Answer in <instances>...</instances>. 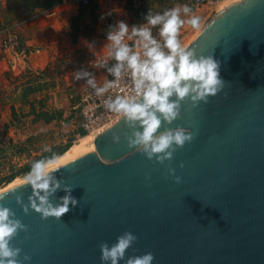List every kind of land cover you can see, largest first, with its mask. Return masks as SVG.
Returning a JSON list of instances; mask_svg holds the SVG:
<instances>
[{
  "label": "water",
  "instance_id": "obj_1",
  "mask_svg": "<svg viewBox=\"0 0 264 264\" xmlns=\"http://www.w3.org/2000/svg\"><path fill=\"white\" fill-rule=\"evenodd\" d=\"M187 49L219 62L224 88L207 104L186 99L179 119L162 121L157 134H194L171 161L128 147L126 138L142 129L123 116L52 173L61 188L49 202L58 204L65 186L77 201L59 220L25 212L30 185L0 191V204L27 227L10 245L21 249L20 264H102L99 245L124 232L137 241L118 264L148 252L152 264H264V0L228 5Z\"/></svg>",
  "mask_w": 264,
  "mask_h": 264
},
{
  "label": "clouds",
  "instance_id": "obj_2",
  "mask_svg": "<svg viewBox=\"0 0 264 264\" xmlns=\"http://www.w3.org/2000/svg\"><path fill=\"white\" fill-rule=\"evenodd\" d=\"M181 10L184 14L192 11L188 5L175 6L162 13L149 10L144 17L146 24L133 25L130 29L127 23L118 21L111 27L106 34L107 52L116 61L109 69L116 79L96 89L99 95L119 81L123 71L130 73L133 95L118 96L114 101H106V107L110 111L122 113L130 126L139 124L142 131H134L127 137V146L137 148L150 161L155 157L160 164L171 161L176 149L183 148L194 138L193 132L183 127L168 128L157 134L162 121L171 125L179 119L182 102L186 99H190L194 107L200 101L207 104L209 97H215L224 88L219 62L212 56L197 57L195 49L188 50L177 39V33L185 23L193 29H199L201 23L200 17L196 15L187 21L182 19ZM157 26L163 43L152 35V29ZM128 40L132 41L131 45L126 42ZM79 78L80 74L76 73V79ZM88 84L95 87L91 79ZM113 142H120L119 135H113ZM44 151L50 149L46 147ZM63 164L64 158L61 156L38 160L31 165L23 179L17 182L30 185L33 190L25 212L30 207L42 219L51 217L59 220L69 212L70 204L76 206L77 201L71 196L70 186L63 188L65 195L58 204L49 202V196L61 188V182L56 181L52 173ZM168 174L175 177V183L181 182V178L175 175V169L169 168ZM4 198L5 194L0 193V200ZM17 201H20V197H17ZM14 217L11 209L0 204V264H20L17 258L21 249L10 245L18 235V230L27 231V227ZM136 241L135 235L124 232L111 246L106 242L101 243L102 264L109 261L118 264L124 260L126 251ZM23 259L30 261L31 257L25 255ZM153 260V254L148 252L127 258L125 264H152Z\"/></svg>",
  "mask_w": 264,
  "mask_h": 264
},
{
  "label": "rangeland",
  "instance_id": "obj_3",
  "mask_svg": "<svg viewBox=\"0 0 264 264\" xmlns=\"http://www.w3.org/2000/svg\"><path fill=\"white\" fill-rule=\"evenodd\" d=\"M222 1L195 6L190 0H157L154 13L188 5L192 11L184 14L181 10V18L187 21L196 15L201 23L199 29H193L187 23L181 27L177 34L181 37V44L186 45L219 13L218 7ZM7 6L9 3L6 0H0V13H3L0 36L19 16V8L9 11ZM77 13L78 8L71 11L69 28L48 21V25H53V30L36 26H24L23 31L17 27L13 29L21 46L32 49V46L26 45V41H39V33L43 34L47 46L41 52L36 69L29 70L28 67L26 71L15 73L0 68V191L22 180L34 162L60 154L69 144L74 145L84 137L83 134H88L80 128L78 99L89 85V79L102 84L107 74L106 66L92 70L88 60L94 56L74 46L85 34H79L76 43L71 41V21ZM85 21V16L78 19L82 32L86 27ZM59 31H62L60 38ZM38 48L31 52L40 51ZM1 56L0 52V63ZM76 73L80 74L79 79H76ZM46 147L50 151H44Z\"/></svg>",
  "mask_w": 264,
  "mask_h": 264
},
{
  "label": "built area",
  "instance_id": "obj_4",
  "mask_svg": "<svg viewBox=\"0 0 264 264\" xmlns=\"http://www.w3.org/2000/svg\"><path fill=\"white\" fill-rule=\"evenodd\" d=\"M76 4L79 2L84 6L93 2L97 6L96 21L100 24L103 31L107 34L108 30L115 26L118 21H122V15L129 11L139 12L145 9L147 2L150 0H75ZM192 5L201 6L205 4H214L219 0H190ZM48 16H55L56 13L51 9L45 11ZM20 15L24 18L25 22H30L36 16L30 14L26 9H22ZM18 26V25H17ZM15 25L7 27L0 36V52L6 55L7 70L15 73H21L28 68L30 49L21 46L19 37L13 28ZM152 35L157 40L163 41L159 37L158 30L153 31ZM177 39L181 43V37L177 34ZM130 45L131 40L126 41ZM97 45L96 39H89L87 41V48L92 49ZM38 51V50H37ZM111 65V68L116 64L114 59L108 57H91L88 60V65L92 70H99L105 65ZM115 77L109 73L108 79L102 84L87 85L79 96V116L80 128L84 133L96 131L97 135L112 126L123 114L110 111L106 107V101H114L118 96H130L132 93V81L130 73L123 71L121 78L112 87L107 88L104 92L97 94L96 89L105 87L106 82L115 81Z\"/></svg>",
  "mask_w": 264,
  "mask_h": 264
},
{
  "label": "crops",
  "instance_id": "obj_5",
  "mask_svg": "<svg viewBox=\"0 0 264 264\" xmlns=\"http://www.w3.org/2000/svg\"><path fill=\"white\" fill-rule=\"evenodd\" d=\"M6 1H7V3H9V6H7L8 10L14 11V9H16L15 3L17 0L16 1L15 0H10V1L6 0ZM156 6H157V0H150L149 2H147L145 9H143L139 12H133V11L130 12L129 11L128 13L122 15L121 19H122V21H124L125 23L128 24L130 29L133 25L146 24V20L144 17L147 15L149 10H151L154 13ZM77 8H78V5L76 4L75 0H62V3L60 5L51 9L52 11H54L56 13V17L55 16H48L45 13V11H47V10L38 9V10L34 11V15L36 17L33 20H31L30 22H25L24 18L19 14L16 21L12 22L13 23L12 25H15V27H17V29H22L21 31H23L24 28H29V27H33V26H36L37 28L39 27L40 29H43V30H50V29L53 30V25H48V21H54V22H56L55 24H59L61 26H62V24H64L65 26H67L69 28L70 13L73 9H77ZM2 15H3V13L2 14L0 13V20L1 21L3 20V18L1 17ZM92 19H95V20H92ZM92 19L90 21L89 20L87 21V24H89L88 31H87L88 33L83 35L84 37L81 36L79 38L78 44H76L74 46L79 48V50L80 49L84 50V52L88 51V53H90L89 55H93V56H97V57H108V59H111V57L108 55V52H107V43H108L107 42V35L103 31V29L101 28L100 24L96 21V16L93 17ZM19 24H21V25H19ZM158 27L159 26H157L156 28H153L152 32L158 30ZM61 32L62 31H59L58 38L62 37ZM19 35H20V32H19ZM38 38H39V41H37V42L26 41V45L32 46L33 47L32 49H35V47H39L38 49H40V51L36 50V52L30 53L29 60H28L29 70L30 69H36V65L38 64V61L42 57L41 52H44V49L47 46L46 42L44 41L45 38L43 37L42 33L38 34ZM91 38L97 40V45L94 48L89 49V48H87V41ZM70 43L72 44V42H70ZM32 49H30V51H32ZM101 50L103 53L101 52V53L97 54ZM105 52H107V53H105ZM6 61H7L6 55H4V56L2 55L1 56V63H0V68H3L2 70H7ZM105 66H106L105 71L107 74L106 79H108L109 73H110L109 69H111V65L109 64V65H105Z\"/></svg>",
  "mask_w": 264,
  "mask_h": 264
},
{
  "label": "trees",
  "instance_id": "obj_6",
  "mask_svg": "<svg viewBox=\"0 0 264 264\" xmlns=\"http://www.w3.org/2000/svg\"><path fill=\"white\" fill-rule=\"evenodd\" d=\"M61 3H62V0H17L15 3V7H16V9L19 8V14L21 13L22 9H26L32 15V14H34L35 10H38V9L49 10V9H52V8L60 5ZM77 5H78V13H77L75 19H73L71 21V26H70L71 27V41L73 43L77 42L79 34H81V33L87 34L88 27H89V24H87V21H88V19L91 20L93 17H95L96 12H97V6L93 2H90L89 5H87V6H84L80 2ZM84 16L86 19V21H85L86 27H85L84 31L82 32V28L80 27V25L78 23V19L83 18ZM85 135L83 134V136H85ZM72 146L73 145L69 144L67 146V148H65L60 154L54 155V156L63 155ZM52 157L53 156L48 157L44 160L50 159Z\"/></svg>",
  "mask_w": 264,
  "mask_h": 264
},
{
  "label": "bare ground",
  "instance_id": "obj_7",
  "mask_svg": "<svg viewBox=\"0 0 264 264\" xmlns=\"http://www.w3.org/2000/svg\"><path fill=\"white\" fill-rule=\"evenodd\" d=\"M220 1V0H219ZM218 1V2H219ZM239 0H224L220 3V6L218 7V12H220L221 10H223L224 8H226L228 5L235 3ZM190 45V43H187L186 45H184L186 48ZM97 136V132L96 131H91L89 132L86 136L80 138L78 140V142H76L71 148H69L63 155H61V157H63L64 159L82 149L85 148H89L93 146V142L92 139ZM8 188V187H7Z\"/></svg>",
  "mask_w": 264,
  "mask_h": 264
}]
</instances>
